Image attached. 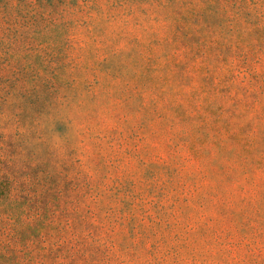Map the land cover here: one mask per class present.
Here are the masks:
<instances>
[{"label": "rangeland", "instance_id": "rangeland-1", "mask_svg": "<svg viewBox=\"0 0 264 264\" xmlns=\"http://www.w3.org/2000/svg\"><path fill=\"white\" fill-rule=\"evenodd\" d=\"M0 264H264V0H0Z\"/></svg>", "mask_w": 264, "mask_h": 264}]
</instances>
